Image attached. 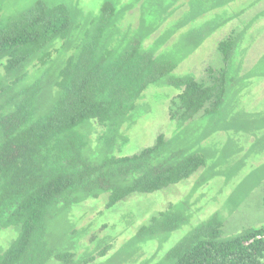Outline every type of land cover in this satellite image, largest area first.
I'll return each instance as SVG.
<instances>
[{
  "label": "trees",
  "instance_id": "obj_1",
  "mask_svg": "<svg viewBox=\"0 0 264 264\" xmlns=\"http://www.w3.org/2000/svg\"><path fill=\"white\" fill-rule=\"evenodd\" d=\"M5 1L0 0V236L11 237L0 244V264L69 263L73 252L52 245L48 236V222L59 210L103 194L106 207H113L134 194L179 184L205 166L202 156L163 134L132 156L114 152L127 141L121 127L152 85L164 82L177 92L168 108L177 128L201 112L218 111L233 83L236 42L229 37L218 43L222 67L207 83L199 82L192 74L175 75L176 62L157 57L140 39L117 36V0H104L84 27L59 0H33L11 15ZM56 55L62 60L52 72L46 66ZM90 121L101 128L93 151L84 129ZM188 223L181 205L170 207L142 225L133 240H163ZM222 226L218 215L211 216L152 264H264V225L230 237H223ZM105 254L103 249L97 257Z\"/></svg>",
  "mask_w": 264,
  "mask_h": 264
},
{
  "label": "rangeland",
  "instance_id": "obj_2",
  "mask_svg": "<svg viewBox=\"0 0 264 264\" xmlns=\"http://www.w3.org/2000/svg\"><path fill=\"white\" fill-rule=\"evenodd\" d=\"M31 1L6 0L4 10L11 15ZM58 2L66 4L73 21L84 27L105 1ZM115 3L121 12L114 24L116 35L125 40L140 39L143 48L157 57L174 60L175 75L192 74L197 81L207 83L223 64L218 43L234 39L233 83L218 111L206 116L201 112L180 128L170 121L168 110L177 92L164 82L145 91L121 127L127 141L114 155L137 154L163 134L173 145L202 156L205 166L179 184L151 194H134L113 207H106L107 196L103 194L62 208L48 222V236L52 245L70 250L74 257L69 263L50 260L47 264L156 263L192 227L213 215L222 219L223 237L264 225V0ZM61 60L56 55L47 69L54 72ZM84 126L93 151L101 128L94 121ZM177 205L189 215L188 224L163 240H133L151 217ZM10 237L7 232L1 235L0 244H8ZM103 249L105 256L97 257Z\"/></svg>",
  "mask_w": 264,
  "mask_h": 264
}]
</instances>
